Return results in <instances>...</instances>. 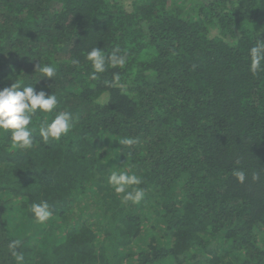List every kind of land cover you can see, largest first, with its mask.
Wrapping results in <instances>:
<instances>
[{
	"label": "trees",
	"instance_id": "1",
	"mask_svg": "<svg viewBox=\"0 0 264 264\" xmlns=\"http://www.w3.org/2000/svg\"><path fill=\"white\" fill-rule=\"evenodd\" d=\"M258 41L264 0H0V89L20 81L58 100L33 117L31 149L0 134V264H16L14 240L24 264H264ZM94 47L128 63L91 81ZM37 63L56 66L53 81ZM114 72L126 91L106 87ZM60 111L73 126L44 144L39 125ZM117 168L142 178L140 203L109 186ZM41 201L43 224L30 213Z\"/></svg>",
	"mask_w": 264,
	"mask_h": 264
},
{
	"label": "clouds",
	"instance_id": "2",
	"mask_svg": "<svg viewBox=\"0 0 264 264\" xmlns=\"http://www.w3.org/2000/svg\"><path fill=\"white\" fill-rule=\"evenodd\" d=\"M250 71L255 74L264 70V41H258L255 46L249 49ZM91 71L88 79L96 81L100 74L106 72L108 67L123 69L128 63L127 53L121 54L119 48L113 49L110 55H106L103 50L94 47L85 57ZM80 61L73 59V65H79ZM34 72L40 74V78L53 81L56 76L57 68L54 64L41 65L37 63ZM40 78L36 81L38 82ZM108 88H118L122 92L126 91L127 84L121 83L120 73L114 72L111 81H105ZM109 97L107 94L96 100L97 104L107 105ZM58 100L56 94H47L41 90L37 92L33 85L22 86L20 81L14 82L10 87L0 89V134L10 137L13 149L29 150L33 147L32 124L34 116L38 114H49L57 107ZM73 126V115L69 111H60L55 114L50 122L39 125L38 134L44 144L50 141H58L62 136L69 133ZM125 146H132L139 143L138 138H123L120 141ZM239 183H243L246 174L243 171L235 173ZM260 177L253 174L252 179L258 180ZM143 183L141 177L132 173L131 169L114 170L108 177V184L117 196L121 197L122 203H140L145 190L139 187ZM32 218L40 224L45 223L52 216L50 205L47 201L32 203L30 205ZM21 241L14 240L9 244L11 255L15 258L16 264H24L23 253L17 251Z\"/></svg>",
	"mask_w": 264,
	"mask_h": 264
},
{
	"label": "rangeland",
	"instance_id": "3",
	"mask_svg": "<svg viewBox=\"0 0 264 264\" xmlns=\"http://www.w3.org/2000/svg\"><path fill=\"white\" fill-rule=\"evenodd\" d=\"M146 225H147V228L151 227V225L149 223H146ZM155 231H157V229H155Z\"/></svg>",
	"mask_w": 264,
	"mask_h": 264
}]
</instances>
